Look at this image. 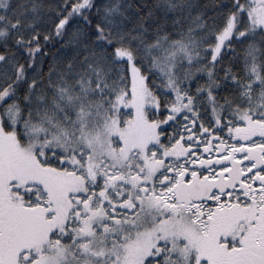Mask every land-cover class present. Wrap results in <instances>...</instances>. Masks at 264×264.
<instances>
[{
	"label": "snow or ice",
	"instance_id": "6c2138e0",
	"mask_svg": "<svg viewBox=\"0 0 264 264\" xmlns=\"http://www.w3.org/2000/svg\"><path fill=\"white\" fill-rule=\"evenodd\" d=\"M0 264H264V0H0Z\"/></svg>",
	"mask_w": 264,
	"mask_h": 264
}]
</instances>
